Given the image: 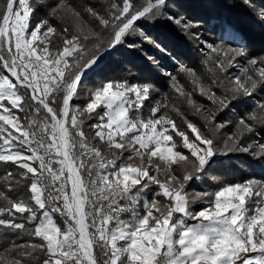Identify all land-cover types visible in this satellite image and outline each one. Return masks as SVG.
Returning a JSON list of instances; mask_svg holds the SVG:
<instances>
[{
	"label": "snow or ice",
	"instance_id": "obj_1",
	"mask_svg": "<svg viewBox=\"0 0 264 264\" xmlns=\"http://www.w3.org/2000/svg\"><path fill=\"white\" fill-rule=\"evenodd\" d=\"M188 4L264 36V0ZM213 19L226 42L180 0H0V264H264V46Z\"/></svg>",
	"mask_w": 264,
	"mask_h": 264
},
{
	"label": "trees",
	"instance_id": "obj_2",
	"mask_svg": "<svg viewBox=\"0 0 264 264\" xmlns=\"http://www.w3.org/2000/svg\"><path fill=\"white\" fill-rule=\"evenodd\" d=\"M185 3L189 10V15L195 19L200 20V31L204 34V37L209 42H226L220 39L218 34L219 27L216 25L213 17L224 18L238 27L247 37L249 43L255 48L259 49L264 46V36L261 34V29L258 25L252 22L251 17L247 14V11L242 8H229V7H217V8H201L188 4V0H180ZM228 3H232V0H228ZM158 30L166 35L171 40V46L180 54L182 59L188 63L190 67H202L200 61L203 59L200 52L182 36H180L170 24L163 23L158 26ZM171 71V66H169ZM163 83V82H161ZM167 91L166 87L163 88ZM242 159L244 157H241ZM236 179H239L241 175H260L259 168H241L240 172L234 174ZM207 185L200 184L192 190L206 189Z\"/></svg>",
	"mask_w": 264,
	"mask_h": 264
},
{
	"label": "rangeland",
	"instance_id": "obj_3",
	"mask_svg": "<svg viewBox=\"0 0 264 264\" xmlns=\"http://www.w3.org/2000/svg\"><path fill=\"white\" fill-rule=\"evenodd\" d=\"M218 34H220L219 31H218ZM207 41H208V40H207ZM208 42H209V41H208Z\"/></svg>",
	"mask_w": 264,
	"mask_h": 264
}]
</instances>
